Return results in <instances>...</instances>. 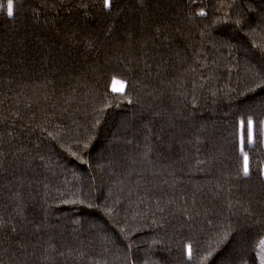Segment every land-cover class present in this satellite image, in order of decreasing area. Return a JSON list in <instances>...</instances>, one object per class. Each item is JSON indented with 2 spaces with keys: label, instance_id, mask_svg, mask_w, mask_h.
I'll use <instances>...</instances> for the list:
<instances>
[{
  "label": "trees",
  "instance_id": "obj_1",
  "mask_svg": "<svg viewBox=\"0 0 264 264\" xmlns=\"http://www.w3.org/2000/svg\"><path fill=\"white\" fill-rule=\"evenodd\" d=\"M12 3L0 264H260L264 0Z\"/></svg>",
  "mask_w": 264,
  "mask_h": 264
},
{
  "label": "snow or ice",
  "instance_id": "obj_2",
  "mask_svg": "<svg viewBox=\"0 0 264 264\" xmlns=\"http://www.w3.org/2000/svg\"><path fill=\"white\" fill-rule=\"evenodd\" d=\"M104 6L107 8L109 7V0H104ZM8 15L12 16L13 15V3L12 0H8ZM114 83H120L121 87L119 89V91H123V81H115L114 79ZM118 89L113 88V91H117ZM248 142L251 143L252 142V120L249 119L248 120ZM241 153L244 157V166H243V172L245 175L249 174V165H248V156L247 154L244 152V148H243V138L241 140ZM85 147H87V145H85ZM260 246H264V239H261L259 242ZM190 251H189V255H190ZM261 264H264V259H261Z\"/></svg>",
  "mask_w": 264,
  "mask_h": 264
},
{
  "label": "rangeland",
  "instance_id": "obj_3",
  "mask_svg": "<svg viewBox=\"0 0 264 264\" xmlns=\"http://www.w3.org/2000/svg\"><path fill=\"white\" fill-rule=\"evenodd\" d=\"M115 81H119V80L115 79ZM110 87H111L112 90H113V88L118 89L115 92H122V91H119V89L121 87L120 83H114V80H112ZM123 88H124V83H123ZM258 251H259L258 252L259 260H260V264H261V259H264V246H259V250Z\"/></svg>",
  "mask_w": 264,
  "mask_h": 264
}]
</instances>
